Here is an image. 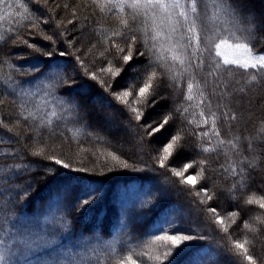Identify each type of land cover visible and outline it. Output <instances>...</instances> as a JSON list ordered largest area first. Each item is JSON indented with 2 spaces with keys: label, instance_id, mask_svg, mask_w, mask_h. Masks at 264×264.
I'll list each match as a JSON object with an SVG mask.
<instances>
[{
  "label": "trees",
  "instance_id": "obj_1",
  "mask_svg": "<svg viewBox=\"0 0 264 264\" xmlns=\"http://www.w3.org/2000/svg\"><path fill=\"white\" fill-rule=\"evenodd\" d=\"M220 42L264 52V0H0V252L11 217L57 193L64 252L44 264H144L169 206L191 244L161 264H264V66ZM147 182L162 199L123 246L115 191Z\"/></svg>",
  "mask_w": 264,
  "mask_h": 264
},
{
  "label": "rangeland",
  "instance_id": "obj_2",
  "mask_svg": "<svg viewBox=\"0 0 264 264\" xmlns=\"http://www.w3.org/2000/svg\"><path fill=\"white\" fill-rule=\"evenodd\" d=\"M216 48L218 55L224 62L245 67L264 66V52L251 53L244 45L228 42H220ZM100 126L105 133H110L111 136L117 134L119 144L126 143L128 140L127 136L123 135L119 122L110 119ZM76 183L75 177H69L67 182L59 187L60 193H66ZM81 188L86 189V191H94L98 189V185L94 182L84 181L80 184ZM161 192V186L150 182L116 189L114 198L115 223L111 229L114 240H119L120 234H124L118 243L123 244V246L131 243L128 239V235L131 233V230H128L130 220L134 217L136 219V215L139 216L146 210L156 208L158 206L157 202L162 199ZM60 198L59 194L53 193L50 201L42 210L36 213L21 211L11 217L7 235L9 234L10 240H13L10 242L7 239L4 240V246H2L0 252V264H40L41 262L44 264L48 257L45 255L46 252H49L50 256L57 252L60 254L64 252L62 248L54 243L56 248L47 243V241H54L58 236ZM177 220L179 222L186 221L174 207L169 206L161 210L153 225L146 231V236L152 241L146 247L148 258L143 260L144 264H161L163 261L170 259L175 253H178L182 247L191 244L184 234H178L176 231V235L167 234V232L177 229L175 225ZM83 248L85 252L86 249L84 246ZM70 252L74 253V251ZM41 253L42 255L39 256ZM210 256V251H199L189 260L188 264H210ZM121 264H127V261L125 260Z\"/></svg>",
  "mask_w": 264,
  "mask_h": 264
}]
</instances>
